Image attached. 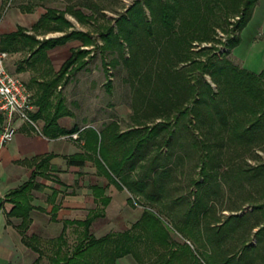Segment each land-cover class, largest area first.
<instances>
[{
	"label": "trees",
	"instance_id": "1",
	"mask_svg": "<svg viewBox=\"0 0 264 264\" xmlns=\"http://www.w3.org/2000/svg\"><path fill=\"white\" fill-rule=\"evenodd\" d=\"M256 2L257 0H133L113 22L107 18H103L104 22H97L98 16L94 11L86 13L71 4L64 8L50 6L33 23L30 28L32 32L18 25L16 29L2 33L0 49L8 52L28 50V63L48 64V48L77 38L82 45L93 44V47H98L105 67L108 64L115 65L118 60L115 57L107 60L106 53L118 52L129 70L131 80L137 83L134 88L139 93V104L138 101L134 104V116L140 115L143 119L136 121L134 125L121 129L117 120H111L98 131L93 126L80 129L77 124L64 127L57 121L59 116L69 114L64 98L59 95L53 103L50 96L68 71L74 72L85 66L87 59L82 56L90 48L71 49V54L57 71L50 66L42 69L41 74L45 77L38 82L39 92L33 98L39 108L30 112V115L32 119L44 117L41 132L48 137L77 132V139L82 140L83 151L67 156L68 163L82 165L86 158L94 157L98 169L118 188H122L117 180L118 174L124 170L133 171L137 162L149 157L154 148L160 149V138L164 135L162 132L170 128V137L167 138L165 134L161 140L168 142L174 138L176 142L180 138L186 139L187 142L181 140L179 143L183 148L189 144L198 151L197 166H200L203 181L219 175L229 187L233 185L232 181L234 184L238 181L242 188L245 185L241 182L247 180L257 191L259 180L264 183V160L261 159L254 165H243L240 159L247 152L259 156L255 150L264 149V67L255 72L238 66L226 56L239 42V32L249 20ZM230 12L239 13V17L234 24L235 32L226 39L227 50L222 52L224 55L216 53L211 47L195 50L192 40L212 39L215 25L225 22ZM66 13L80 22L94 23L99 29L101 43L88 30H68L73 24ZM101 14L104 16V13ZM55 30L65 32L37 37L39 32ZM194 53L205 54V57H195ZM186 72L190 75H186ZM204 74H208L210 80ZM51 105H54L53 110H49ZM157 117L161 119L151 125L145 122ZM182 117L186 118L183 120ZM2 121L3 115L0 114V123ZM158 135L161 136L158 138ZM111 143L114 146L109 147ZM52 155L53 153H47L34 156L30 178L6 193V199L13 203L7 214L22 217L17 225L21 240L38 253L32 264H41L39 260L42 250L37 242L38 237L26 234L30 222L29 211L32 208L28 191L31 187H39L33 179L37 174L49 176V159ZM181 159L178 155V162ZM125 163L127 165L124 166ZM93 189H98L101 194L103 192L99 186H94ZM218 189H209L208 192L217 197ZM247 191L246 196L253 199L252 208L244 213L231 212L221 219L223 215L213 213L211 207L203 210L209 239L214 243L220 239L223 226L228 227L226 233L229 236L226 238L233 239L237 236L234 233L238 234L243 228L242 224L250 221L247 235H253L254 242L248 237L249 242L244 244L245 253L229 247L225 256H221L220 252L210 251L203 261L197 258L192 260L177 246L176 239L157 229L147 210H143L128 229L95 236L89 228L96 217L103 215V211L92 210L84 219L63 221L62 229L56 236V240H59L58 249L50 257V264H116V259L125 254H131L136 264H264V200H258L259 197L256 199V194L250 189ZM99 199L102 205H106L110 197L102 195ZM1 205L0 201V207ZM252 212L256 214L253 220ZM68 223L82 226L81 235L70 251L63 248ZM255 227L257 229L251 233ZM216 246L218 249V243Z\"/></svg>",
	"mask_w": 264,
	"mask_h": 264
},
{
	"label": "rangeland",
	"instance_id": "2",
	"mask_svg": "<svg viewBox=\"0 0 264 264\" xmlns=\"http://www.w3.org/2000/svg\"><path fill=\"white\" fill-rule=\"evenodd\" d=\"M132 2L133 0H4L0 4V34L15 29L18 24L25 27L31 25L34 14L23 13L24 6L33 9V13L36 15L50 6L64 8L66 5L71 4L86 13L94 11L98 16L97 22H104L103 18L113 22L114 18ZM11 9L15 11L12 15H10ZM101 13H104V16ZM65 15L73 24L68 30L72 28L88 30L91 36L98 43H101L102 40L98 35L99 29L94 26V23L80 22L69 13ZM238 17L239 13H228L225 22L215 25L212 39H194L192 40V47L195 50L202 47H211L214 48L216 53L223 54L222 52L227 50L226 39L235 32L233 28ZM64 32V30L48 31L40 34L39 38L60 35ZM239 37V42L232 47L226 56L238 66L258 72L264 67V0H257L249 20L239 32ZM68 45L72 49L78 47L90 48V51L82 56L83 59H87L85 66L74 72L72 70L68 71V74L64 75L61 80V83L65 82L66 86L61 88L62 93L65 96L68 95L66 105L77 114L78 123L82 125V122L93 118L103 120L102 123L108 122L111 120L109 117L110 112L114 120L119 121L121 129L128 128L134 125L136 121L142 120V116H134V104L139 100H137L139 93L134 88L137 83H133L131 80L129 70L124 65L118 52L106 53L107 60L112 57L118 60L115 65L110 66L108 64L105 67L102 63L100 50L98 47H93V44L82 45L79 39L73 38ZM124 52L127 55V48ZM29 56L28 50H20L9 52L6 60L7 68L12 72L17 71V74L25 82H27L30 74V71L24 70L29 65L27 61ZM193 56L204 58L205 54L194 53ZM186 75L190 74L187 73ZM204 76L210 80L208 74H204ZM108 82H110V85L106 86ZM107 107H110V111ZM182 118L184 120L186 117ZM160 119V117L151 118L145 120V122L151 125ZM172 119L170 118V120ZM99 122L96 124L98 128L101 127ZM169 129L162 132L164 135L160 138V143H162L160 149L154 148L149 157L137 162L133 171L124 170V172L118 174L117 180L122 184V191L112 197V210L108 211V218L116 220L115 218L119 216L122 221L116 220L114 221L116 225L103 226L104 221L97 220L91 227V231L96 235H103L109 231L128 229L131 223L137 217L139 218L142 211L147 210L152 215L157 229L176 239L178 241L177 246L183 249L192 260L197 258L203 261L207 252L210 251L220 252L221 256H225L229 247L239 250V253H245L244 244L249 242L248 237H251L252 242H254L253 235H247L250 221L242 224L243 228L238 234L237 232L234 233L237 236H234L233 239L226 238L229 236L226 233L228 227L224 228L223 226L222 232L219 231L221 237L217 240L219 246L217 249V243L209 239L203 210L211 207L213 213L217 212L223 215L221 219L231 212L244 213L252 208L251 200L253 199L246 196L247 190L250 189L256 194V199L259 197L258 200L262 201L264 200V183L259 180V188L256 186L258 188L256 191V188H252L246 182L247 180L241 182L245 185L242 188L235 180L236 184L232 181L233 185L229 187L225 179L219 175H214L213 178L203 181L204 177L199 172L200 166H197V163H199L198 151L189 144L186 147L187 149L183 148V145L181 146V143H179L181 140L184 142L186 139L180 138V141L177 140L176 142L174 138L168 140V142L161 140L165 134L167 138L170 137ZM182 134L185 136L184 131ZM159 136L161 135H158V138ZM67 137L73 138L74 136H66L65 138ZM112 145L114 146L113 143L108 146L112 147ZM255 151L259 156L247 152L242 156V160L240 159L241 164L254 165L261 159L264 160V149L257 148ZM178 155L182 157L180 162L177 160ZM216 188H219L217 197L208 192L209 189ZM123 194L127 195L128 203L121 202L122 199L125 200ZM211 203H213L212 206H209ZM134 207L138 210L137 212L136 209L132 210ZM232 208L233 210H231ZM254 213H251L252 220L256 217ZM73 227L74 230L70 227L66 229L64 250H72L78 241L80 227L75 225ZM257 227L250 232L253 233ZM60 228V224L45 228H33L34 232L39 234L42 239V243L39 239V246L43 251L39 260L41 264L51 263V259L46 255L54 250L55 244L52 245L45 240L48 237L57 235ZM261 253L263 254V251ZM119 261H121V264H134L136 262L131 254H126ZM6 262V256L0 254V264Z\"/></svg>",
	"mask_w": 264,
	"mask_h": 264
},
{
	"label": "crops",
	"instance_id": "3",
	"mask_svg": "<svg viewBox=\"0 0 264 264\" xmlns=\"http://www.w3.org/2000/svg\"><path fill=\"white\" fill-rule=\"evenodd\" d=\"M3 2L4 0H0V4ZM14 12L15 11L11 9L10 15ZM42 12L35 15L33 9L28 10L24 8L23 13L34 14L31 25L29 27L24 26L28 29V32H32L30 28ZM42 33L46 32H39L37 37H40L39 35ZM72 40L73 39H69L62 44L48 48L46 50L48 64L43 62H36L35 64L29 63L28 67L25 69L23 68L25 71H30L27 82L25 83L31 90L33 98H35L39 92L38 82L42 81L45 77L41 74L42 69L50 66L54 71H57L71 52L72 47L69 46L68 43ZM18 69L21 70L20 67H18ZM14 72L17 73V71ZM62 87H66L65 82L61 83V81H59L53 94L50 96V100H52L53 103H55L59 95L62 96L64 98L65 108L69 110V114L58 117L57 121L61 126L71 127L77 124L80 129L86 126H93L98 131L109 122L102 123L103 120L93 118L82 122V125L78 123L77 114L66 105L68 95L65 96L64 93H62ZM38 108L39 105L34 103V110L32 112H35ZM53 109L54 105H51L49 110ZM107 109L109 110L110 107H107ZM95 113L97 114V112ZM109 115L111 120H114L111 116V112ZM33 120L36 126L17 119L15 121L17 129L14 133V137L0 146V201L2 202L0 207V254L6 256V263L11 264H32L38 256L36 251L22 242L21 234L17 229V225L21 222L22 217L7 214L12 208L13 203L6 199V193L10 189L18 187L30 178L32 169L34 168V156L53 153L49 159L51 167L48 171L49 176L37 174L33 179L39 184V187H31L28 191L30 195L29 203L32 205V208L29 211L30 222L26 230L27 235L35 234L38 237L37 242L39 243L41 236L34 232V227L45 228L60 224L61 231L64 220L84 219L92 210L103 211V215L96 217L89 228L90 232L95 236L100 235H96L92 232L91 227H93L97 220H103V226L116 225L114 223L116 220L122 221L119 216L115 218L116 220L108 218V211L112 210V197L121 192L122 189L118 188L111 179L98 169L94 157L86 158L82 165L70 164L67 161V156L70 154L83 151L81 147L82 140L77 139V136L65 138L66 136H71V134L48 137L41 132V128L45 122L44 117H38ZM98 122L101 125L99 128L96 125ZM94 186L102 188V194L98 189H93ZM102 195L110 197L106 205L100 203L99 197ZM123 197L125 200L122 199L121 202L128 203L127 195L123 194ZM135 209L134 207L132 210ZM135 211L137 212L138 210L136 209ZM74 225L80 227L78 233L80 232L81 235L82 226L80 225L68 223L66 229L70 227L74 230ZM57 235L48 237L45 240L47 243L52 245L55 244L54 250L48 252L49 254L46 255L48 258L54 255L56 249H58L59 240H56ZM41 241L42 239L40 243H42ZM125 255L118 257L116 259V264H121L119 259L121 260ZM134 264H136V262Z\"/></svg>",
	"mask_w": 264,
	"mask_h": 264
},
{
	"label": "built area",
	"instance_id": "4",
	"mask_svg": "<svg viewBox=\"0 0 264 264\" xmlns=\"http://www.w3.org/2000/svg\"><path fill=\"white\" fill-rule=\"evenodd\" d=\"M9 52L0 49V146L8 142L14 135L17 119L35 125L30 112L34 110L33 95L25 81L7 68L6 60ZM74 137L77 133H72Z\"/></svg>",
	"mask_w": 264,
	"mask_h": 264
}]
</instances>
